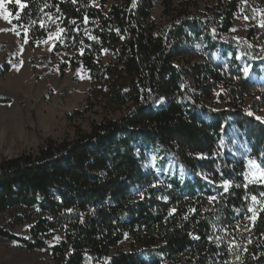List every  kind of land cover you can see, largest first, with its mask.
I'll return each mask as SVG.
<instances>
[{"label": "trees", "instance_id": "obj_1", "mask_svg": "<svg viewBox=\"0 0 264 264\" xmlns=\"http://www.w3.org/2000/svg\"><path fill=\"white\" fill-rule=\"evenodd\" d=\"M20 2L8 5L13 22L31 44L61 31L55 52L87 70L104 116L0 166V238L55 264H264V184L249 182L245 158L264 155L252 114L264 109V0L204 12L181 0ZM237 14L252 24L243 42L230 38ZM199 49L204 62L180 65ZM217 92L222 111L206 103ZM152 155L190 177L165 174L163 160L152 169ZM23 225L27 237L11 232ZM126 239L131 250H118Z\"/></svg>", "mask_w": 264, "mask_h": 264}, {"label": "rangeland", "instance_id": "obj_2", "mask_svg": "<svg viewBox=\"0 0 264 264\" xmlns=\"http://www.w3.org/2000/svg\"><path fill=\"white\" fill-rule=\"evenodd\" d=\"M173 1L177 4L180 0ZM181 1L193 3L198 9L197 12L212 9L219 2ZM11 3H15V0H5L4 9H0V166L22 154L37 153L48 140L61 142L71 138L76 128L88 130L91 123L101 121L104 116L101 110L93 109L88 102L91 82L87 70L81 66L66 67V59L71 53L55 52L54 47L60 39L61 31L54 29L47 39L31 44L27 31L13 22L12 15L8 20L4 19V15L10 13L8 5ZM164 20L162 6L157 5L153 11V21L158 25ZM251 26L245 16L237 14L230 38L243 42ZM202 54L199 49L190 58L182 60L180 65L189 67L202 63L207 59ZM246 74H249L248 68ZM221 98L223 97H219L217 92L206 103L212 109L222 111L226 109V104ZM254 99L255 94L248 96L244 100L245 108ZM252 114L255 119L264 123V109H257ZM248 155L250 153L245 155L246 177L249 181L264 180L261 176L264 172V155L257 158H250ZM160 160L167 162L163 172L170 177L180 180L190 177L185 169L174 165L170 156L159 159L152 155L149 166L156 171L160 170ZM250 161L253 163L250 164ZM254 209L257 214V207ZM9 217L7 213L0 214L1 228ZM29 228V225H23L11 229V232L25 238ZM62 240L63 236L56 235L49 242V246L52 247ZM132 246V242L126 239L120 243L118 250L129 251ZM0 264L55 263L50 252L46 250L29 251L17 242L0 238Z\"/></svg>", "mask_w": 264, "mask_h": 264}, {"label": "snow or ice", "instance_id": "obj_3", "mask_svg": "<svg viewBox=\"0 0 264 264\" xmlns=\"http://www.w3.org/2000/svg\"><path fill=\"white\" fill-rule=\"evenodd\" d=\"M9 2H10V0H9ZM73 2H75V0H73ZM135 2H136V0H133V6H135ZM15 3L18 4L21 8L24 7V5L21 4L20 0H15ZM4 7H5V0H0V9H4ZM10 15H11L10 13L4 15V19L8 20ZM261 26H264V21L261 22ZM93 39H95V37H93ZM245 73H247V69H245ZM249 163L252 164L253 162L250 161ZM261 176L264 177V172L261 173ZM249 182L250 183H258V182L259 183H264V180L253 179V180H250ZM237 187H240V185H237ZM225 191H227V182L225 184ZM261 196H264V193H261ZM214 199H215V197H210L209 198L210 201L214 200ZM256 199H257L256 196H252V200L253 201H256ZM248 211L253 213L252 217H249V219H254L255 215H256L255 209L254 208H250ZM217 242L219 243V240Z\"/></svg>", "mask_w": 264, "mask_h": 264}]
</instances>
